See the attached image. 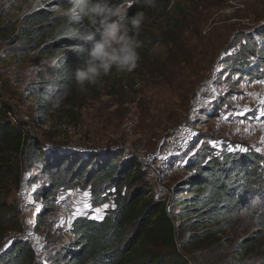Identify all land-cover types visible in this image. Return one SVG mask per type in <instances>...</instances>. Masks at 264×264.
Masks as SVG:
<instances>
[{
	"label": "rangeland",
	"instance_id": "rangeland-1",
	"mask_svg": "<svg viewBox=\"0 0 264 264\" xmlns=\"http://www.w3.org/2000/svg\"><path fill=\"white\" fill-rule=\"evenodd\" d=\"M53 2L0 0V24L8 28L0 34V93L13 109L11 116L27 118L26 130L53 151L89 155L119 150L136 158L149 184L146 192L153 201L164 203L165 211L178 185L195 172L196 165L189 164L204 147L216 154L230 147L247 149L241 153L257 156L249 166L248 208L220 216L216 223L196 227L192 223L184 236L209 230L188 250L202 264H264V210L258 205L259 188L264 185V116L260 115L264 84L257 83L264 81V70L256 71L244 40L255 38L264 27V0H173V8L179 3L185 11L177 14L173 26L166 19L150 23L152 41L146 45L152 48L140 56L135 70H113L102 78L103 86L79 88L75 106L66 107L65 100H58L55 110L45 116L36 112V102L26 88L39 75L55 74V57L30 50L17 36L29 11L68 9ZM246 55L252 63L241 69L236 64ZM250 73L262 79L250 78ZM77 146L85 149L79 152ZM35 174L22 170L17 182L7 188L10 193L4 203L19 211L23 230L32 229L25 242L34 249L39 264H51L71 236L62 231V212L56 205L48 210L40 197H34L47 182ZM87 187L66 189L75 207L83 208ZM98 208L103 216L113 208L112 200L92 204L83 216L93 218ZM17 234L8 232L0 239V254Z\"/></svg>",
	"mask_w": 264,
	"mask_h": 264
},
{
	"label": "trees",
	"instance_id": "trees-1",
	"mask_svg": "<svg viewBox=\"0 0 264 264\" xmlns=\"http://www.w3.org/2000/svg\"><path fill=\"white\" fill-rule=\"evenodd\" d=\"M53 3L57 8L70 7V0ZM172 4L173 0H157L155 8L139 9L148 17L140 33L146 47L139 50L140 56L152 48L146 45L152 41L150 23L166 19L173 26L178 20L177 14L185 11L179 3L174 8ZM137 10L134 4L128 16ZM2 17L0 11V23ZM4 26L0 24V34L8 29ZM72 27L64 13L49 8L31 10L22 17L17 39L41 56L55 57V74L39 75L26 88L36 102L38 114L48 116L58 100H65L66 107L75 106L78 100L80 91L74 81V70L86 58L80 47L88 45L71 36ZM255 34V38L245 36L246 51L255 59L256 71H262L264 27ZM247 57L238 60L236 65L242 69L252 63ZM248 75L262 79L258 73ZM12 114L13 109L2 101L0 93V239L8 232L23 231L19 211L12 204L4 203L10 193L7 188L13 180L17 182L22 170L35 171L34 177L46 178L40 194L34 197H40L48 210L53 205L58 208L59 198L71 186H88L90 205L101 206L109 199L113 203V208L106 210L100 219L76 216L70 240L51 258V264H202L188 250L200 243L209 230L185 237L191 224L195 223L193 227H196L216 223V218L249 206V166L255 161V154L225 150L216 154L204 147L202 154H197L189 164L196 165L192 168L195 172L175 189L170 200L173 214L169 217L165 204L153 201L146 192L149 184L136 158L119 150L89 155L53 151L26 130V124L12 125ZM259 189L258 205L264 210V185ZM0 264L39 262L28 242L13 240L0 254Z\"/></svg>",
	"mask_w": 264,
	"mask_h": 264
},
{
	"label": "clouds",
	"instance_id": "clouds-1",
	"mask_svg": "<svg viewBox=\"0 0 264 264\" xmlns=\"http://www.w3.org/2000/svg\"><path fill=\"white\" fill-rule=\"evenodd\" d=\"M134 4L138 10L128 16ZM156 4L157 0H70L64 11L73 26L70 34L88 45L80 47L86 58L74 70V81L82 91L88 85L103 86L102 78L113 70L131 73L138 67L139 50L145 47L140 33L148 19L139 9H152Z\"/></svg>",
	"mask_w": 264,
	"mask_h": 264
},
{
	"label": "built area",
	"instance_id": "built-area-1",
	"mask_svg": "<svg viewBox=\"0 0 264 264\" xmlns=\"http://www.w3.org/2000/svg\"><path fill=\"white\" fill-rule=\"evenodd\" d=\"M11 122H13V125H17L18 123H23L27 125V118H25V120L21 119H16L12 116H10ZM31 132V131H29ZM32 133V132H31ZM33 134V133H32ZM76 150H78L79 152H83V150L85 148L82 147H75ZM63 199L60 200L58 209L62 212V231L64 232V234L70 235L71 236V228H72V224L74 219L72 218L73 213L75 212V204L73 201V196L71 194H65L62 196ZM167 211L170 214V207L167 208ZM166 211V213H168ZM32 229H29L27 232H31ZM27 232L25 230H23L21 233L17 234L14 238L17 241H26V240H30L29 238L25 239V237H27Z\"/></svg>",
	"mask_w": 264,
	"mask_h": 264
},
{
	"label": "snow or ice",
	"instance_id": "snow-or-ice-1",
	"mask_svg": "<svg viewBox=\"0 0 264 264\" xmlns=\"http://www.w3.org/2000/svg\"><path fill=\"white\" fill-rule=\"evenodd\" d=\"M257 83L264 84V81H257ZM260 103H261V104H264V99H262V100L260 101ZM245 111H248V109L246 108ZM241 114H243V113H241ZM260 115H261V116H264V110H261ZM262 140H264V138H262ZM228 151H229V152H232V151L246 152L247 149H245V148H241V147H238L237 149L234 150V149H232V148L230 147V148L228 149ZM256 151H257V152H260L261 149L257 148ZM37 187H38V186H37ZM34 190H35V189H34ZM83 198H84L83 201H82V203H83V208L77 207L76 211L73 213V216H72L73 219H74L76 216H78V215H83V214H85L84 210H85V209H88V208L91 207L90 203L88 202V199L90 198V193H88V192H84V193H83ZM61 199H63V197H61ZM103 207H104V208H107L108 205L105 204ZM37 210H39V209H37ZM95 212H96V215H95L93 218H95V219H100V218H102V215H101V214H102V212H103V209L98 208V209L95 210ZM29 235H31V233H29ZM27 238H28V237H25V239H27ZM10 243H11V241L8 242V244H10ZM8 244L5 245V248L8 247ZM0 251H3V249H0Z\"/></svg>",
	"mask_w": 264,
	"mask_h": 264
}]
</instances>
